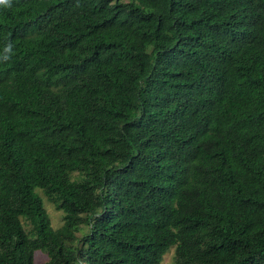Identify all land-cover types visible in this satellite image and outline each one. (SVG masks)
<instances>
[{"label": "trees", "instance_id": "obj_1", "mask_svg": "<svg viewBox=\"0 0 264 264\" xmlns=\"http://www.w3.org/2000/svg\"><path fill=\"white\" fill-rule=\"evenodd\" d=\"M170 247L264 264V0H0V264Z\"/></svg>", "mask_w": 264, "mask_h": 264}, {"label": "rangeland", "instance_id": "obj_2", "mask_svg": "<svg viewBox=\"0 0 264 264\" xmlns=\"http://www.w3.org/2000/svg\"><path fill=\"white\" fill-rule=\"evenodd\" d=\"M39 191V190H37ZM43 196V194L41 193ZM44 201L45 208L50 216L51 224L54 228L59 227L62 224V212L57 210L54 204L48 201L45 196L42 197ZM174 247H170L169 250L164 254L161 264H174ZM47 256L41 250H36L34 252V264H45Z\"/></svg>", "mask_w": 264, "mask_h": 264}]
</instances>
